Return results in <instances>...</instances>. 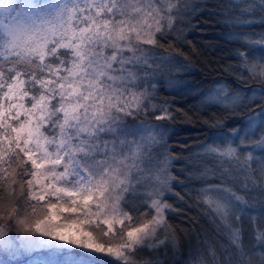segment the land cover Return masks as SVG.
Wrapping results in <instances>:
<instances>
[{"label":"snow or ice","instance_id":"snow-or-ice-1","mask_svg":"<svg viewBox=\"0 0 264 264\" xmlns=\"http://www.w3.org/2000/svg\"><path fill=\"white\" fill-rule=\"evenodd\" d=\"M227 7L224 23L238 29L230 38L239 47L226 71L264 82V31L250 30L264 26V0ZM180 14L169 0H0V264L22 256L27 264H166L136 257L144 249L159 257L162 247L167 256L169 245L167 264H264V87L245 92L215 81L201 94L203 107L223 115L194 152L211 163L188 179L200 182L197 197L227 237L220 254L205 240L206 250L180 255L166 219L176 211L165 202L177 180L172 158L165 154L146 174L145 155L151 162L153 146L170 152L164 138L178 134L147 118H176L173 102L160 103L157 92L190 65L156 48ZM239 112L246 116L229 122ZM257 206L259 219L251 214Z\"/></svg>","mask_w":264,"mask_h":264},{"label":"trees","instance_id":"trees-1","mask_svg":"<svg viewBox=\"0 0 264 264\" xmlns=\"http://www.w3.org/2000/svg\"><path fill=\"white\" fill-rule=\"evenodd\" d=\"M173 1L169 0L171 4L181 9V14L175 21L170 38L162 39L156 51L162 55H173L177 60L185 61L190 68L188 71L172 73L176 83L171 86L167 83H161L159 86L157 100L160 103L172 101V112L176 117L159 122L163 124L166 122L165 126L175 129L178 134L164 138L165 147L171 149L170 152L164 153L163 149L158 147V150L151 155V162L148 159L144 167L156 168L165 154L173 157L169 170L172 175L177 176V183L174 184V191L168 194L165 202L172 204L176 211L167 213L166 219L170 235H174L179 242L181 256H186L190 248L201 247L206 250L208 245L204 243L205 240L214 247L221 245L222 240L219 239L221 235L217 232V224L214 223L211 213L199 209L195 204L196 201L201 200L195 192V187H198L200 182L188 179L189 172H192L195 166L203 168L211 163V161L197 158L194 154L195 147L211 138L216 129L210 125L218 118V115H223L218 113L215 107H203L201 94L213 87L215 81L224 83L231 81L230 87L234 86L243 90L251 87L261 89L264 87V82L255 79L238 80L236 74L226 71V68L236 66L237 61L231 53L239 47V44L230 38V33L237 30L224 23L223 13L231 11L227 7L230 0H191V3L199 5L196 13L184 11V5L188 0ZM250 30L261 32L264 31V26L256 24ZM177 32L182 33L183 39H177ZM245 116V112H239L235 117L229 116L228 119L231 122L233 119H243ZM147 122H156L155 117L149 116ZM193 200H195L194 203H192ZM133 216L138 221L144 217L142 211L134 212ZM160 238H163V232L160 233ZM114 240H119V237ZM162 249L163 247L158 251L162 252ZM209 257L211 256L207 259ZM157 258L159 257L155 256V252L146 249L136 257L140 261ZM28 259L29 257L25 256L17 260L20 264H27ZM159 259L164 260L166 264L171 260Z\"/></svg>","mask_w":264,"mask_h":264},{"label":"rangeland","instance_id":"rangeland-1","mask_svg":"<svg viewBox=\"0 0 264 264\" xmlns=\"http://www.w3.org/2000/svg\"><path fill=\"white\" fill-rule=\"evenodd\" d=\"M175 1V0H174ZM173 1V2H174ZM51 2H54V0H18V3H22V4H25V5H28V4H32V5H34V6H40V5H42V4H47V3H51ZM236 30H238V29H236ZM259 50V47H257V51ZM209 89V88H208ZM207 89V90H208ZM249 89H253V90H260V88H258V87H251V88H249ZM207 90H206V92H207ZM244 91L245 92H247V90L246 89H244ZM205 92V93H206ZM187 103L188 104H190V102L189 101H187ZM192 104V103H191ZM156 120V119H155ZM153 124H163L162 122H159V121H156V122H154ZM165 124H167L166 122L164 123V125ZM189 124V123H188ZM182 125H184V123L182 122ZM167 128H169V129H171L170 127H168V126H166ZM182 129L184 130V131H186V129L185 128H183L182 127ZM170 135H172V134H169L168 136H166L165 137V139H167V137H169ZM213 136V135H212ZM212 136H211V138H212ZM211 138L207 141V142H210V140H211ZM180 139V138H179ZM178 139V141H180ZM203 143H205V142H203ZM203 143H200V144H198L196 147H195V150H197L198 148H199V146L201 145V144H203ZM154 147V150L152 151V153H151V155L153 154V152H156L158 149V146H153ZM171 150V149H170ZM170 158H172V160H173V157L172 156H169ZM149 159V157H148V155L146 154L145 155V157H144V161L146 162L147 160ZM146 169V174H147V170H151L152 171V174L154 175L155 174V170H156V168H152V169H150V168H145ZM191 181H193V180H191ZM155 181L154 180H152V181H149V183H154ZM174 184L175 183H177V181H174L173 182ZM193 183V182H192ZM192 198H194V197H192ZM200 202L198 201H196L195 202V200H193L192 201V203H194L195 202V204H196V206L199 208V209H201V210H205V211H208V212H210L211 213V215L214 217L215 216V213L212 211V208L211 207H209L206 203H204L203 202V197H200ZM258 209H259V206H257V209L256 210H253L252 211V213L251 214H253V215H257V218L259 219V211H258ZM142 216V214L139 216V218ZM137 218V217H136ZM144 220V217L143 218H141L139 221H143ZM138 221V220H137ZM125 223H129L128 221H125ZM218 223V221L216 222V224ZM137 226H140L139 225V223H137ZM92 227L93 228H96L97 229V231H98V227L95 225V224H93L92 225ZM102 227H104L105 228V230H107V226L106 225H103ZM121 227H123V225L122 224H117V225H115V227L113 228V230H112V233H110V236H115V238H117V237H119L117 234L119 233V231H120V229H121ZM100 236H101V238L103 237V235L102 234H100ZM106 238V240L108 239V237H105ZM219 239H222L221 240V244H224V245H227V243H228V240H227V237H225V236H221V237H219ZM242 239H244L245 241H247V239H248V237H247V234H245V236H243L242 237ZM112 243H119V240H112L111 241ZM221 245L219 244V245H217L215 248H216V250H217V253L218 254H220L221 252H222V249H221V247H220ZM146 250H149V249H146ZM163 250V249H162ZM170 250V251H169ZM169 250H168V254H167V256H165L164 255V250L162 251V252H160V256H159V258H163V259H172V257H173V251H172V249H171V246H169ZM255 252H256V254H257V258L259 257V255L260 254H262V249L258 246L256 249H255ZM180 255H182V253H180ZM156 256V255H155ZM23 257H25V256H22V257H17V259H21V258H23ZM108 259H111V258H108ZM209 262H211V257H209Z\"/></svg>","mask_w":264,"mask_h":264}]
</instances>
